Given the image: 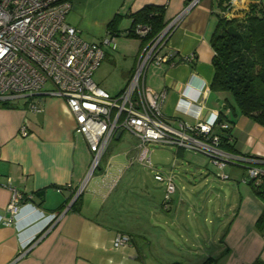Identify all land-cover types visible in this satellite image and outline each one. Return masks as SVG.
<instances>
[{
	"label": "crops",
	"instance_id": "1",
	"mask_svg": "<svg viewBox=\"0 0 264 264\" xmlns=\"http://www.w3.org/2000/svg\"><path fill=\"white\" fill-rule=\"evenodd\" d=\"M190 1L66 0L72 6L66 22L88 42L100 43L110 37L116 43L119 36L131 38L127 34L132 15L144 7H164L168 25ZM251 5L264 10V0H198L172 31L162 54L174 52L176 57L161 67L151 66L153 81L149 82L146 74L145 83L157 92H166L162 112L174 127L180 121L194 122L179 111L186 93L192 102L203 103L207 112H223L225 100L232 104L229 94L210 89L215 56L210 41L224 7L231 6L238 17ZM112 22L111 28L119 36L110 32ZM120 41L126 46L127 40ZM143 49L140 40L132 56L135 63L123 74L125 87ZM104 69L103 62L94 80L105 91L111 86L109 72ZM42 100L40 113L31 112L22 102H0V264H264V228L257 226L264 213V199L254 192L252 184L244 182L246 168L241 165H230V180H219L229 192L217 191L219 205L212 200L214 207L208 213L197 201H203L210 191L196 188L178 195L176 186L167 207L165 201L158 206L144 176L133 170L134 162L129 159L133 155L139 163V142L126 151V162L125 156L106 158L109 147L121 142L122 133L111 142L100 168L73 207L92 154L66 103L57 97L44 96ZM229 124L233 152L260 159L256 166L264 169V127L240 114L229 116ZM10 184L28 203L11 219L7 213ZM68 185L71 188L57 191ZM69 206L59 222L49 223L50 214L64 212ZM119 233L129 235L131 244L114 248Z\"/></svg>",
	"mask_w": 264,
	"mask_h": 264
},
{
	"label": "built area",
	"instance_id": "2",
	"mask_svg": "<svg viewBox=\"0 0 264 264\" xmlns=\"http://www.w3.org/2000/svg\"><path fill=\"white\" fill-rule=\"evenodd\" d=\"M197 3L198 0H191L184 12L147 44L123 92L111 96L99 88L94 75L106 58L104 48H117L114 38L106 37L100 43L84 40L80 32L66 22L72 7L70 2L0 0V102H22L35 113L43 111L44 96L57 97L66 103L92 154L88 175L76 195L82 193L89 178L100 168L111 142L123 132L139 140L138 161L150 170L154 169L151 145L176 146L206 155L218 170L217 177L224 181L230 180L225 173L227 167L241 165L247 172L245 183L256 186L263 183L264 169L256 166L260 159L240 156L221 147V135H226L230 129L223 118L230 114V109L207 112L203 103L192 102L186 93L179 102V111L194 122L180 121L174 127L162 112L166 92H157L145 83L151 66L161 67L176 57L174 52L163 55L162 51L183 14ZM233 15V10L229 11L227 18ZM148 32L147 27L140 26L136 30L143 37ZM217 130L221 134L216 133ZM22 132L27 135L25 126ZM155 179L166 182L167 207L176 193L174 179L166 178L163 173H157ZM66 188L71 185L57 191L63 192ZM9 191L7 213L11 219L28 203L11 184ZM70 206L64 212L50 214L49 223L59 222ZM131 241L129 235L119 233L113 245L119 249Z\"/></svg>",
	"mask_w": 264,
	"mask_h": 264
},
{
	"label": "trees",
	"instance_id": "3",
	"mask_svg": "<svg viewBox=\"0 0 264 264\" xmlns=\"http://www.w3.org/2000/svg\"><path fill=\"white\" fill-rule=\"evenodd\" d=\"M223 11L210 41L215 53L214 77L210 89L214 93H227L231 96L232 104L227 100L223 104V112L230 109V114L225 117L228 123L229 116L240 114L264 127V10L260 6L251 5L241 16L234 14L231 18H227V13L232 11L231 6L224 7ZM165 14L164 7H144L132 15L133 24L127 36L140 39L145 48L166 28ZM112 26L113 22L110 24L112 35L119 36L113 32ZM140 26L149 29L144 37L136 33ZM221 136V147L233 152L231 128L226 135ZM184 152L182 149L178 151L181 155ZM252 189L264 199V181L258 186L252 184ZM79 200L80 197L73 207L78 205ZM257 226L264 228V213Z\"/></svg>",
	"mask_w": 264,
	"mask_h": 264
},
{
	"label": "rangeland",
	"instance_id": "4",
	"mask_svg": "<svg viewBox=\"0 0 264 264\" xmlns=\"http://www.w3.org/2000/svg\"><path fill=\"white\" fill-rule=\"evenodd\" d=\"M120 40H127L126 46L123 44V41ZM116 44L117 48L115 50L111 47L104 48L106 56L108 54L104 61V70L105 72H109V77L106 79L108 80L109 86H111L110 89H106L105 91L112 96H117L120 90L125 87V84H122L123 74L131 63H135L136 59H133L132 56L140 46V40L135 38L121 39L119 36L116 38ZM147 74L148 81L152 82L154 71L150 68ZM99 77H101L102 80L105 79L104 75H100ZM94 81L98 83L96 78ZM50 87L51 85L48 84L47 88ZM120 141L118 145L113 143L109 147L106 158L110 156H125L123 160L126 162V151L134 148L136 143L139 142L136 137L128 132H123ZM150 150L152 151L153 170L138 163L135 160L136 157L133 155L129 156V159L134 162L133 170L139 171L140 175L144 176L145 186L155 195L157 201L156 205L159 206L160 203L164 202V197L166 195V182L156 181L154 176L157 173H163L166 178L170 177V174L175 175L174 183L178 188V195L181 193L187 195L190 189L194 188L200 191H210L208 195L206 193L204 194L203 201H197L199 207H204V209L205 207L208 208L205 209L207 213L212 211L214 207V205L210 204L212 200H214L216 204L218 202L219 205V200L216 196L217 191L222 188L226 194L229 192L228 189L222 187L223 184L220 181H225L217 177L218 170L211 164L210 159L206 155L188 151H185L184 154L181 155L178 153L180 149L176 146L166 145H151ZM229 168L230 166L225 169L226 174L230 173ZM172 197H174V195Z\"/></svg>",
	"mask_w": 264,
	"mask_h": 264
},
{
	"label": "water",
	"instance_id": "5",
	"mask_svg": "<svg viewBox=\"0 0 264 264\" xmlns=\"http://www.w3.org/2000/svg\"><path fill=\"white\" fill-rule=\"evenodd\" d=\"M120 135H121V133H119V134L117 135V137H116V138H119V137H120ZM79 195H81V194H78V195H76V196H75V198H74V201H73V202H75V201L77 200V198L79 197Z\"/></svg>",
	"mask_w": 264,
	"mask_h": 264
}]
</instances>
